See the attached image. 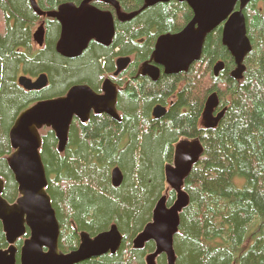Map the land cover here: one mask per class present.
<instances>
[{"label": "trees", "instance_id": "1", "mask_svg": "<svg viewBox=\"0 0 264 264\" xmlns=\"http://www.w3.org/2000/svg\"><path fill=\"white\" fill-rule=\"evenodd\" d=\"M36 1L48 13L83 0ZM115 1L125 13H140L130 22L116 19L110 47L92 42L82 56L67 59L57 52L58 21L39 17L29 0H0L3 197L14 204L20 196L7 161L13 153L10 131L20 114L38 102L66 95L75 85H88L99 93L111 77L123 88L117 103L121 122L105 114H93L85 124L75 119L64 153L58 151L51 129L42 132L41 155L47 192L61 228L60 250L65 254L77 250L83 232L95 237L117 225L123 234L120 250L80 264H146L155 244L136 250L133 242L152 222L163 196L169 207L176 201L165 173L174 162L176 146L185 139H200L203 157L183 188L190 203L181 213L174 238L176 264H264V0H251L244 9L252 51L244 61L242 80L232 77L236 62L223 45L220 26L207 37L201 60L188 72L165 75L161 69L157 82L140 74L142 64L151 59L161 36L180 33L191 23L193 11L177 1L145 10V0ZM92 4L115 13L110 4L98 0ZM42 23L45 45L39 48L33 35ZM121 57H130L132 64L114 78L115 60ZM220 62L224 69L215 76ZM42 74L48 75L49 85L41 91H26L19 85L23 75L35 79ZM214 93L220 110L226 112L217 128L206 130L202 116ZM159 105L168 112L157 120L153 111ZM116 168L124 177L119 187L112 184ZM29 236L28 232L25 238ZM23 245L24 239L16 244L18 264ZM8 247L0 222V250ZM157 264H168L166 256H160Z\"/></svg>", "mask_w": 264, "mask_h": 264}, {"label": "water", "instance_id": "2", "mask_svg": "<svg viewBox=\"0 0 264 264\" xmlns=\"http://www.w3.org/2000/svg\"><path fill=\"white\" fill-rule=\"evenodd\" d=\"M29 1L39 17H48L60 23L57 52L64 58H79L92 41L104 47L112 45L116 33L115 15L93 6L92 2L96 0H83L79 5L66 3L57 11L48 13L39 8L36 0ZM98 1L112 5L120 22L130 21L140 13H123L115 0ZM171 1L173 0H145L142 10ZM176 1L189 5L194 13L193 20L180 33L163 35L158 39L151 59L142 66L141 75L157 82L161 76V68L165 75L188 72L201 60L207 37L223 25V45L236 62L232 77L242 80L246 71L244 61L252 51L244 14V8L251 0ZM237 4L240 5L238 11ZM45 35V24L42 23L33 35L40 48L45 44ZM130 63V58L118 59L115 77L124 72ZM223 69L224 63H218L214 68L215 76H219ZM19 85L26 91H41L49 85V77L42 74L33 79L23 75L19 78ZM102 91L99 94L88 85H75L66 95L38 102L17 118L10 131L13 153L7 161L20 196L14 204H10L3 197L5 182L0 177V222L9 246L0 250V264H18L19 249L16 244L28 232L30 236L25 239L20 251V264H80L109 253L115 255L120 250L123 234L117 225L95 237L83 232L80 234V246L77 250L68 254L60 250L61 228L47 192L48 178L41 155V131L45 128L55 133L58 151L64 153L75 119L85 124L92 114H105L121 122L117 110V84L110 78L106 79ZM219 107V98L214 93L208 98L202 116L204 129H215L220 124L226 109L219 111ZM167 112L165 106L159 105L155 107L153 117L160 120ZM203 154L200 139H185L176 146L174 163L168 165L165 171L168 185L177 194L176 201L169 207L166 196L162 197L154 209L152 222L145 226L133 242L136 250L144 249L149 242L155 244V251L147 256L146 264H157V259L162 255L166 256L168 264H176L174 238L179 232L181 213L190 203V197L183 189L184 183ZM123 180L121 170L114 169L113 186H121Z\"/></svg>", "mask_w": 264, "mask_h": 264}, {"label": "flooded vegetation", "instance_id": "3", "mask_svg": "<svg viewBox=\"0 0 264 264\" xmlns=\"http://www.w3.org/2000/svg\"><path fill=\"white\" fill-rule=\"evenodd\" d=\"M115 18H117V17H115ZM132 20H133V19H132ZM118 21H119V20H118ZM130 21H131V20H130ZM130 21H127V22H130ZM123 23H126V22H123ZM115 36H116V33H115ZM114 38H115V37H114ZM157 41H158V40H157ZM92 42H95V41H92ZM92 42H90V43H92ZM96 43H97V42H96ZM156 43H157V42H156ZM97 44H98V43H97ZM89 45H90V44H89ZM99 45H100V44H99ZM88 47H89V46H88ZM87 49H88V48H87ZM87 49H86V50H87ZM154 49H155V48H154ZM86 50H85V51H86ZM85 51H84V52H85ZM84 52H83V54H84ZM117 59H118V58H117ZM117 59L115 60V67H116V70H117V65H116V63H117ZM131 60H132V59H131ZM144 63H145V62H144ZM144 63H143V64H144ZM131 64H132V63L129 64L127 70L130 68ZM143 64H142V66H143ZM142 66H141V69H142ZM141 69H140V74H141ZM161 69H162V68H161ZM115 72H116V71H115ZM114 74H115V73H114ZM113 76H114V75H113ZM118 77H119V76H118ZM143 77H144V76H143ZM114 78H116V77H114ZM112 80H113V82H114L115 84H117V86H118V88H119V92H121V91L123 90V88L120 87V86L118 85V83L114 81V79H112ZM103 83H104V82H103ZM102 86H103V85H102ZM102 93H103V91H102V89H101V91L99 92V94H102ZM92 115H93V114H92ZM92 115H91V116H92ZM90 118H91V117H90ZM89 120H90V119H89Z\"/></svg>", "mask_w": 264, "mask_h": 264}, {"label": "rangeland", "instance_id": "4", "mask_svg": "<svg viewBox=\"0 0 264 264\" xmlns=\"http://www.w3.org/2000/svg\"><path fill=\"white\" fill-rule=\"evenodd\" d=\"M115 9V8H114ZM122 11V10H121ZM108 12H111V11H108ZM123 12V11H122ZM111 13H113V12H111ZM123 13H125V12H123ZM114 15H115V17H117V15H116V9H115V13H113ZM126 14H128V13H126ZM40 27V26H39ZM46 36V35H45ZM116 65H117V63H116ZM79 72H81V71H79ZM78 71H77V73H79ZM87 73V69L86 68H83V75L85 76V77H89V75H85ZM72 74H66L65 75V77H64V80H67V79H69L70 78V76H71ZM108 78H111V77H108ZM44 130V129H43ZM43 130L41 131V134H42V132H43Z\"/></svg>", "mask_w": 264, "mask_h": 264}, {"label": "bare ground", "instance_id": "5", "mask_svg": "<svg viewBox=\"0 0 264 264\" xmlns=\"http://www.w3.org/2000/svg\"><path fill=\"white\" fill-rule=\"evenodd\" d=\"M136 12V11H135Z\"/></svg>", "mask_w": 264, "mask_h": 264}]
</instances>
